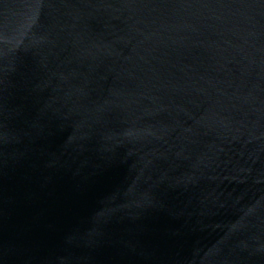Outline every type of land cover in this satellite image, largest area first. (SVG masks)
<instances>
[{"label": "water", "instance_id": "water-1", "mask_svg": "<svg viewBox=\"0 0 264 264\" xmlns=\"http://www.w3.org/2000/svg\"><path fill=\"white\" fill-rule=\"evenodd\" d=\"M0 264H264V0H0Z\"/></svg>", "mask_w": 264, "mask_h": 264}]
</instances>
